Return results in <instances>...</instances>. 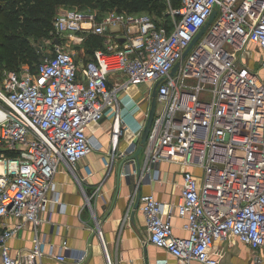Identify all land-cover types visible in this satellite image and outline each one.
I'll use <instances>...</instances> for the list:
<instances>
[{
	"label": "built area",
	"instance_id": "2783aa9c",
	"mask_svg": "<svg viewBox=\"0 0 264 264\" xmlns=\"http://www.w3.org/2000/svg\"><path fill=\"white\" fill-rule=\"evenodd\" d=\"M171 1L170 27L147 13L125 14V23L115 14L98 19L61 8L53 27L70 44L55 37L50 56L40 61L36 72L23 67L1 79L0 218L18 221L0 229V264H39L43 257L65 261V245L60 253L38 236L30 249L16 255L8 243L27 224L38 226L47 204L64 210L57 193L48 196L54 175L61 164L73 169L101 149L88 128L98 124L106 110L114 122L111 151L102 156L104 168L110 171L115 160L135 153L134 144L131 154L116 153L119 121L125 125L121 95L146 85L142 97L149 109L157 82L143 158L127 159L125 164L131 162L132 167L123 174L139 173L138 184L160 180L157 166L162 162L194 167L199 173L183 171L175 206L166 208L152 193L140 194L148 243L165 249L176 264H218L210 249L234 237L257 253V263L264 260V0H176V7ZM111 25H116L114 30ZM89 35L103 37L104 48L88 59L76 58L71 43L82 44ZM251 45L259 49V69L239 60L238 53L243 60L252 58ZM178 62L177 72L170 75ZM112 72L123 77L110 85ZM143 127L133 131L137 141ZM86 172L93 174L88 165ZM94 194L84 192L86 203ZM174 208L185 220V236L174 234ZM106 264H111L107 255Z\"/></svg>",
	"mask_w": 264,
	"mask_h": 264
},
{
	"label": "crops",
	"instance_id": "0c3cea01",
	"mask_svg": "<svg viewBox=\"0 0 264 264\" xmlns=\"http://www.w3.org/2000/svg\"><path fill=\"white\" fill-rule=\"evenodd\" d=\"M82 60H79L80 63ZM122 77L123 74L112 72L109 84ZM146 89V85L142 88L136 86L121 95L120 115L125 125L119 121L121 133L116 153L129 155L133 144L135 149L139 144L140 139L137 141L134 138L133 131L145 124L147 119L149 103L142 97V91ZM113 122L110 110H106L103 119L88 128V134L101 143V149L92 151L73 169L64 163L58 167L48 196L57 193L64 210H59V204H47L38 226L29 223L10 239L8 245L13 255L30 249L38 236L47 244L54 245L57 252L61 253L64 245L67 248L65 261L43 257L39 264H106V255L111 264L177 263L165 249L148 243V231L138 196L152 193L166 208L175 206L181 195L183 171L192 169L197 174L199 171L194 167L162 162L157 166L161 172L160 180L148 182L145 179L138 184L139 173L123 174L125 162L121 167L122 159L115 160L111 170H106L102 156L111 151L110 128ZM87 165L93 171L91 176L87 175ZM98 187V192L94 194ZM84 192L94 194L90 204L86 203ZM17 221L13 216L0 218V229L13 226ZM184 222L174 208L171 223L176 236L187 235L182 228ZM209 253L218 264H264V260L256 262L257 253L250 246L234 237L215 242ZM80 256L83 258L80 259ZM190 264L203 263L194 260Z\"/></svg>",
	"mask_w": 264,
	"mask_h": 264
},
{
	"label": "trees",
	"instance_id": "16d2710c",
	"mask_svg": "<svg viewBox=\"0 0 264 264\" xmlns=\"http://www.w3.org/2000/svg\"><path fill=\"white\" fill-rule=\"evenodd\" d=\"M94 2H100L102 6L107 4L116 13L151 12L160 19L168 16L166 0H0V69L23 64L30 71L36 72L41 60L31 48L29 37L54 39L51 36L55 31L53 19L59 9L70 5L84 7ZM171 5L176 7L178 2L172 0ZM158 23L170 27V22ZM103 40L98 35H89L86 38L84 45L88 49L84 52L85 59L90 58L96 49L104 48ZM19 70L17 68L13 71Z\"/></svg>",
	"mask_w": 264,
	"mask_h": 264
},
{
	"label": "rangeland",
	"instance_id": "374dc122",
	"mask_svg": "<svg viewBox=\"0 0 264 264\" xmlns=\"http://www.w3.org/2000/svg\"><path fill=\"white\" fill-rule=\"evenodd\" d=\"M167 2V0H166ZM168 5V2H167ZM64 9H69V10H80L83 11L85 13H91L94 14L97 18H103L105 16H109L111 14H115V15H119L122 16L124 19V22L126 23V15L125 13H116L115 10L111 9L110 7L106 5L100 4V2H94L89 4L88 6H84V7H77L74 5H70V6H64ZM1 12H5V11H1ZM155 21L158 22H170V18L168 16H166V18L160 19L157 18L153 13L151 12H147ZM116 25H111L110 28L114 30V28ZM51 36H53L54 38L57 37L58 39H60L62 41V43H64V45L66 44H70L67 36L65 35H61L55 31H53L51 33ZM53 38H49V37H45V38H35V37H29L28 42L31 46V48L34 50L35 54H37L39 60H43L45 58H48L51 54V51L53 49H51L52 45H51V40ZM71 47L73 48L74 52L76 53V58H81V56L84 54V52L87 51L88 48L85 47L84 42L82 44H74L71 43ZM249 52L251 53L250 57L248 60H243V58L241 57L240 53H238V57L241 63H246L247 66H253L256 69H259V49L253 45H251L249 47ZM88 54V53H87ZM249 57V56H248ZM25 67V65L23 64H19L18 66L14 67V68H8V67H3L0 69V80L5 76V74L8 71H13L17 68H23ZM144 85L141 84L139 85L140 88H142ZM146 95V90L142 91V96ZM208 100V99H207ZM158 106L160 107V104H158ZM143 151V150H142ZM143 158V154L141 152L140 154V160ZM61 166V165H60Z\"/></svg>",
	"mask_w": 264,
	"mask_h": 264
},
{
	"label": "water",
	"instance_id": "95a60500",
	"mask_svg": "<svg viewBox=\"0 0 264 264\" xmlns=\"http://www.w3.org/2000/svg\"><path fill=\"white\" fill-rule=\"evenodd\" d=\"M214 15H215V12L211 15V17L209 18V20L207 21V23L201 28V30L199 31V33L194 37V39L192 40V42L190 43V45L188 46V48L183 53V58L188 53V51L193 47V45L197 42V40L202 35V33L206 30V28L208 27L209 23L213 19ZM121 41H123V40H121ZM55 43L56 44H59V40H55ZM179 66H180V62H178L177 64H175V66L172 68V70L170 72V75H174L177 72ZM158 84H159V82L155 83L153 85V87H152L151 100H150V106H149V109H148V115H147V119H146V122H145L144 127H143V131L141 133L140 140H139V144H138V146L136 148V151H135V153L132 156H128V157H126V158H124L122 160V163L120 164L121 167H123V164H124V162L127 159H130L132 157H134L135 159H138L139 158V154H140L142 148L144 147V145L146 143V139H147V136L149 134L150 127H151L152 121L154 119V114H155V110H156V92H157V86H158ZM131 167H132V164H131V162H129L127 164H124V167L123 168L130 169ZM119 175H120V172H119Z\"/></svg>",
	"mask_w": 264,
	"mask_h": 264
}]
</instances>
